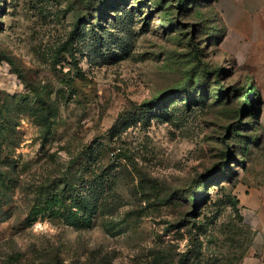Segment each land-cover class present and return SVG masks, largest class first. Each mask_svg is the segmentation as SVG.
<instances>
[{
	"label": "rangeland",
	"instance_id": "rangeland-1",
	"mask_svg": "<svg viewBox=\"0 0 264 264\" xmlns=\"http://www.w3.org/2000/svg\"><path fill=\"white\" fill-rule=\"evenodd\" d=\"M224 31L215 0H0V264H236L249 251L236 192L264 163V85ZM64 178L94 179L92 223L25 222Z\"/></svg>",
	"mask_w": 264,
	"mask_h": 264
},
{
	"label": "crops",
	"instance_id": "crops-1",
	"mask_svg": "<svg viewBox=\"0 0 264 264\" xmlns=\"http://www.w3.org/2000/svg\"><path fill=\"white\" fill-rule=\"evenodd\" d=\"M215 7L225 26V46L264 85V0H215ZM257 116L264 133V105ZM236 199L241 223L251 231L249 251L236 264H264V163L253 181L239 187Z\"/></svg>",
	"mask_w": 264,
	"mask_h": 264
},
{
	"label": "trees",
	"instance_id": "trees-1",
	"mask_svg": "<svg viewBox=\"0 0 264 264\" xmlns=\"http://www.w3.org/2000/svg\"><path fill=\"white\" fill-rule=\"evenodd\" d=\"M254 92L255 87L252 80L247 79L243 86V105L251 102V97ZM250 114H252V117L255 116L253 109ZM3 122L6 121L0 116V123L4 124ZM6 156V159L9 160L8 155ZM9 180H11L10 177L3 174L2 170H0V201L3 200V203H7L10 200L4 195L6 189L9 190ZM60 183L63 184V187H61V184H47L43 188H41L42 186L40 187L34 203L24 218L25 222L32 223V221L38 217H47L49 219H59L60 222L77 228L86 225L89 226L92 223L93 214L97 207H100V200L96 196L94 202L88 205L84 189H86L87 186L88 192L91 193L94 198V193H92L94 187L91 185L95 183L94 179L84 180V178H81L80 182L77 184V180L74 181L64 178ZM198 200L200 199L194 198V202ZM1 208L0 203V220L2 219L1 214L3 213Z\"/></svg>",
	"mask_w": 264,
	"mask_h": 264
}]
</instances>
